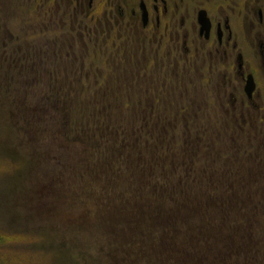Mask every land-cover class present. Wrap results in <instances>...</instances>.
I'll list each match as a JSON object with an SVG mask.
<instances>
[{"label": "flooded vegetation", "instance_id": "1", "mask_svg": "<svg viewBox=\"0 0 264 264\" xmlns=\"http://www.w3.org/2000/svg\"><path fill=\"white\" fill-rule=\"evenodd\" d=\"M9 17L22 23L0 44L9 63L23 64L26 81L59 83L78 116L136 93L139 106L190 117L180 103L197 99L221 129L246 134L238 150H264V0H0Z\"/></svg>", "mask_w": 264, "mask_h": 264}, {"label": "rangeland", "instance_id": "2", "mask_svg": "<svg viewBox=\"0 0 264 264\" xmlns=\"http://www.w3.org/2000/svg\"><path fill=\"white\" fill-rule=\"evenodd\" d=\"M12 18H0V44L2 40L8 42L13 35L20 34L22 23ZM1 45L0 159L5 157L9 159L7 161H12V171L3 174L4 182L0 188L1 231L19 233L31 230L45 234H51L48 231H62L58 234L63 236L62 240L79 242L78 238H83L80 234L82 231L74 232L71 228L83 212L76 207L69 208L73 194L70 195L65 180H73L74 174L81 178L86 171L93 175L98 160H95L93 149H89L88 144L92 140L96 143L93 136L96 128L116 131L122 128L121 125L135 132L133 139L141 135V141L147 135L154 139L156 142L148 138L150 152L157 147L161 148V153L178 149L185 152L186 158L183 159L190 166L203 167L204 170L194 174L196 181L192 192L194 197L202 200L196 202L197 213H193L192 221L188 224L190 228L198 223V207L206 212V227L238 225L242 234L248 230L243 226L253 227L249 229L251 239L256 237L252 232L260 229L259 225L263 224L264 228V150L256 151L254 147L246 151L238 150V144L242 142L238 138L246 134H240L237 128L233 129L235 133L232 129L231 132L221 129V120L218 123L215 116L208 114L202 102L197 99L181 102L180 106L188 105L186 108H189L191 116L187 117L185 110L168 115L163 111V106L145 98L144 105L139 106L136 93L135 97L130 96L126 100L112 99L107 95L100 100L96 116L91 112L78 116L76 112L68 110L71 104L63 100V89L59 83L49 87L26 81L28 79L23 77L27 69L21 70L23 64H10L11 57L7 52L11 48L5 49ZM18 48L21 52L29 53L27 41L19 43ZM27 65L34 69L40 64L31 62ZM99 87L100 93H111V88L106 84ZM82 92V97H85V94L90 96L92 91L84 89ZM151 105H154V109ZM175 120L178 122L175 123ZM173 158L161 156L162 161ZM176 158L180 159L179 156ZM203 178L218 181L219 195L214 194L210 185L202 182ZM227 183L233 186L230 194L226 192ZM66 201L69 205H66ZM89 234H93L92 231L87 236ZM188 234L198 235L196 228L188 230Z\"/></svg>", "mask_w": 264, "mask_h": 264}, {"label": "trees", "instance_id": "3", "mask_svg": "<svg viewBox=\"0 0 264 264\" xmlns=\"http://www.w3.org/2000/svg\"><path fill=\"white\" fill-rule=\"evenodd\" d=\"M121 127L96 128V143L88 144L98 160L93 175L86 171L81 178L74 174L65 180L73 194L66 205L83 212L71 229L82 231L83 238L92 231L91 237L72 242L58 236L62 231L0 230V264H264L263 224L251 239L253 227L243 226L248 229L244 235L238 225L206 227V212L198 207V223L190 228L196 202L202 200L192 192L194 174L203 167L190 166L178 149L150 152L149 139H154H133L135 132ZM162 155L174 158L162 161ZM6 159H0V188L3 174L12 171V161ZM209 180L202 182L219 195L218 181ZM226 186L230 194L233 186ZM195 228L197 236L188 234Z\"/></svg>", "mask_w": 264, "mask_h": 264}]
</instances>
